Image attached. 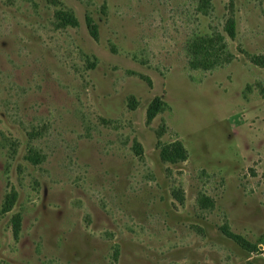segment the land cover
<instances>
[{
    "label": "rangeland",
    "instance_id": "obj_1",
    "mask_svg": "<svg viewBox=\"0 0 264 264\" xmlns=\"http://www.w3.org/2000/svg\"><path fill=\"white\" fill-rule=\"evenodd\" d=\"M0 264H264V0H0Z\"/></svg>",
    "mask_w": 264,
    "mask_h": 264
},
{
    "label": "trees",
    "instance_id": "obj_2",
    "mask_svg": "<svg viewBox=\"0 0 264 264\" xmlns=\"http://www.w3.org/2000/svg\"><path fill=\"white\" fill-rule=\"evenodd\" d=\"M57 17H58V20L61 21V23L62 22L63 23L71 22V16L67 12L61 11L58 13ZM86 24H87V27H88V30H89L91 36L94 39H96V37H97V26H96V24L93 23V21L91 20V18L89 16L86 17ZM228 34L230 37H233V26H232V24L229 26ZM154 102H155L154 105H156V108H157L158 105H160L159 104L160 102L158 100H155ZM160 154H161V160L165 163H167V162L179 163V162H183L187 159V152H186L185 148L183 147V145L178 141H175L172 145L163 147L160 151ZM35 156L37 157L36 154H33L31 156V158L35 157ZM224 231H225V229H224ZM225 233H228V232H225ZM227 235H229L232 238L238 239V237H236L232 234H227Z\"/></svg>",
    "mask_w": 264,
    "mask_h": 264
}]
</instances>
